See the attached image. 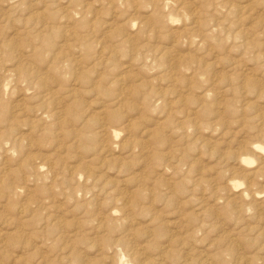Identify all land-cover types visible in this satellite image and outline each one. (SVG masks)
Instances as JSON below:
<instances>
[{
    "label": "rangeland",
    "instance_id": "rangeland-1",
    "mask_svg": "<svg viewBox=\"0 0 264 264\" xmlns=\"http://www.w3.org/2000/svg\"><path fill=\"white\" fill-rule=\"evenodd\" d=\"M253 144L264 0H0V264H264Z\"/></svg>",
    "mask_w": 264,
    "mask_h": 264
},
{
    "label": "bare ground",
    "instance_id": "bare-ground-1",
    "mask_svg": "<svg viewBox=\"0 0 264 264\" xmlns=\"http://www.w3.org/2000/svg\"><path fill=\"white\" fill-rule=\"evenodd\" d=\"M163 4H164V3H163ZM164 6H165V5H164ZM169 6H170V5H169ZM172 8H173V7H172ZM252 149H253L254 151L260 153V155H261V154L264 155V147L261 146V145H259V144H253V145H252ZM250 151H251V150H250ZM255 157H256V156H255ZM240 161H241L242 164H243V163H244V164L252 163L251 160H249L248 158H244V157H243ZM83 190H84V189H83ZM79 191H80V190H79ZM88 193H89V192H88ZM242 193H243V192H242ZM70 194H71V193H70ZM90 195H91V194H90ZM244 195H245V194H244ZM244 195H243V196H244ZM77 197H78V196H77ZM243 198H244V197H243ZM245 199H246V197H245ZM112 217H113V216H112ZM93 219H94V218H92V220H93ZM92 220H91V221H92ZM102 220H105V218H102ZM123 256H124V255H123ZM124 259H125V258H124ZM124 259H123V260L119 259V262H120V263H122V262H123V263H124V262L127 263L128 261H124ZM204 259H206V258H204ZM117 262H118V261H117ZM119 262H118V263H119ZM201 263H202V261H201ZM127 264H129V263H127ZM199 264H200V263H199ZM205 264H206V261H205ZM211 264H212V263H211Z\"/></svg>",
    "mask_w": 264,
    "mask_h": 264
}]
</instances>
